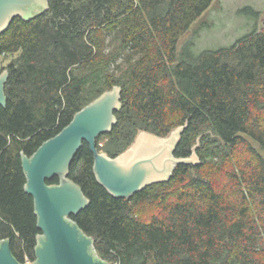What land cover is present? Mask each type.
I'll use <instances>...</instances> for the list:
<instances>
[{
    "label": "trees",
    "instance_id": "1",
    "mask_svg": "<svg viewBox=\"0 0 264 264\" xmlns=\"http://www.w3.org/2000/svg\"><path fill=\"white\" fill-rule=\"evenodd\" d=\"M213 1L49 0L0 34V57L18 54L0 105V240L20 262H35L41 233L23 155L120 85L122 107L97 139L100 152L117 156L141 130L166 136L187 124L175 155L190 156L199 139L201 163L177 164L168 181L118 198L98 181L84 142L69 178L90 202L70 218L97 255L110 264H264V18L230 45L195 53L190 42L179 55L180 38ZM115 36L120 49L106 52ZM209 158L219 179L203 172ZM146 202L156 205L148 219L133 211Z\"/></svg>",
    "mask_w": 264,
    "mask_h": 264
},
{
    "label": "water",
    "instance_id": "2",
    "mask_svg": "<svg viewBox=\"0 0 264 264\" xmlns=\"http://www.w3.org/2000/svg\"><path fill=\"white\" fill-rule=\"evenodd\" d=\"M49 8V0H0V34L16 18L30 20ZM9 72L0 74V105L5 106V84ZM122 87L115 85L76 113L71 123L45 141L31 156L23 155L27 176L26 191L34 197L38 215L39 245L32 264H110L97 255L94 238L88 236L70 217L89 204L82 188L69 178L71 164L82 147L89 144L94 153L98 181L118 198H131L148 185L168 181L177 164L201 163L196 152L187 157L175 155L187 124L179 125L166 136L141 130L133 143L117 156L100 152L97 139L112 131L115 112L122 107ZM58 177V184L48 180ZM0 264L20 262L12 253L10 240H0Z\"/></svg>",
    "mask_w": 264,
    "mask_h": 264
},
{
    "label": "rangeland",
    "instance_id": "3",
    "mask_svg": "<svg viewBox=\"0 0 264 264\" xmlns=\"http://www.w3.org/2000/svg\"><path fill=\"white\" fill-rule=\"evenodd\" d=\"M246 6H253L261 11L260 18L247 14L243 11ZM264 18V0H214L211 6L191 25L190 29L180 38L178 43L179 55L185 46L192 42L195 53L205 49H214L224 45L234 43L239 37L251 31L255 24L260 26ZM106 52L113 53L120 49L119 37H107ZM18 54L3 55L0 57V74L6 70L9 63L17 58ZM122 68L126 67L125 61H121ZM175 127V126H174ZM213 136V135H212ZM199 140V139H198ZM108 142L107 137H103L101 144ZM198 142V141H197ZM199 141V145H200ZM252 143L260 149L259 145L252 140ZM264 155V152L261 150ZM213 157V156H212ZM203 172L212 178L219 179L221 172L216 164V159H208ZM195 174L200 173L194 171ZM160 190V189H159ZM134 213L144 219H148L156 211L153 202H146L141 206H133Z\"/></svg>",
    "mask_w": 264,
    "mask_h": 264
}]
</instances>
